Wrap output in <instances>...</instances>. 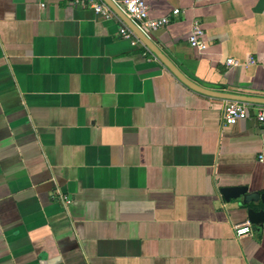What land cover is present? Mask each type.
Returning <instances> with one entry per match:
<instances>
[{"label":"crops","instance_id":"crops-1","mask_svg":"<svg viewBox=\"0 0 264 264\" xmlns=\"http://www.w3.org/2000/svg\"><path fill=\"white\" fill-rule=\"evenodd\" d=\"M146 2L184 76L264 98V0ZM120 28L73 0H0V264H264V229L236 238L246 217L220 194L264 191L256 104L223 125L225 99Z\"/></svg>","mask_w":264,"mask_h":264},{"label":"built area","instance_id":"built-area-1","mask_svg":"<svg viewBox=\"0 0 264 264\" xmlns=\"http://www.w3.org/2000/svg\"><path fill=\"white\" fill-rule=\"evenodd\" d=\"M122 13L129 18L146 36L166 27L170 23L167 16L151 17L149 15V7L146 0H113ZM74 4L94 11L101 19L110 20L117 19L120 24V34L126 39H131L134 43L142 44L148 51L149 49L136 37L133 31L111 10V8L102 0H73ZM174 15L178 13V9L172 11ZM203 28L199 21H195L191 34L188 37V43L192 48L203 51L206 48L205 42L201 39ZM150 52V51H149ZM152 57L157 59L151 52ZM228 65H235L234 59H228ZM250 103L225 100L222 107L221 122L223 125H233L240 120L249 117ZM254 118L260 127L264 130V105L256 104L253 108ZM65 204L70 201L66 197H61ZM252 233V226L248 222H244L234 226V235L236 238H242Z\"/></svg>","mask_w":264,"mask_h":264},{"label":"water","instance_id":"water-1","mask_svg":"<svg viewBox=\"0 0 264 264\" xmlns=\"http://www.w3.org/2000/svg\"><path fill=\"white\" fill-rule=\"evenodd\" d=\"M111 10L133 31L136 37L149 49V51L170 71L181 83L189 89L200 94L225 100L242 101L246 103L264 105V98L222 93L211 90L184 76L160 49L146 36L129 18H127L113 0H102ZM220 194L226 202L235 201L238 211L244 214L252 231L264 229V191H249L247 186L221 187Z\"/></svg>","mask_w":264,"mask_h":264}]
</instances>
